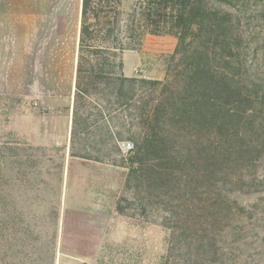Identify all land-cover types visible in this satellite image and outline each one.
I'll return each mask as SVG.
<instances>
[{
	"label": "trees",
	"instance_id": "16d2710c",
	"mask_svg": "<svg viewBox=\"0 0 264 264\" xmlns=\"http://www.w3.org/2000/svg\"><path fill=\"white\" fill-rule=\"evenodd\" d=\"M145 50L162 80L124 75ZM60 151L0 141V264H57ZM68 151L126 169L114 211L169 230L163 264H222L264 225V0H81Z\"/></svg>",
	"mask_w": 264,
	"mask_h": 264
},
{
	"label": "rangeland",
	"instance_id": "374dc122",
	"mask_svg": "<svg viewBox=\"0 0 264 264\" xmlns=\"http://www.w3.org/2000/svg\"><path fill=\"white\" fill-rule=\"evenodd\" d=\"M133 2L121 0L124 7ZM80 7L81 0H0V59L4 60L8 49L5 65L0 66V141L58 147L64 154L57 264H163L169 230L114 211L126 169L68 156L75 76L72 60ZM33 45L38 48L36 56L24 52ZM51 49L60 56L61 81L54 86L41 81L50 70L45 65ZM160 57L146 50L124 52L123 73L162 80ZM53 90L55 105L49 107L42 95ZM80 112L85 116L95 110L83 107ZM104 123L113 130L119 128L117 122ZM88 124L95 126L92 119ZM124 141L132 142H119ZM118 149L126 154L119 145ZM255 198L244 200L250 205ZM252 211L248 208L243 238L227 234L224 239L222 264H264V225L254 224Z\"/></svg>",
	"mask_w": 264,
	"mask_h": 264
},
{
	"label": "crops",
	"instance_id": "0c3cea01",
	"mask_svg": "<svg viewBox=\"0 0 264 264\" xmlns=\"http://www.w3.org/2000/svg\"><path fill=\"white\" fill-rule=\"evenodd\" d=\"M78 41V35H76V38H75V44H77L76 42ZM37 46H32V48H30V50H24V52L26 54L29 53V51H32V53L34 54V56L37 55ZM42 50L45 51L44 47L42 48ZM5 56H7V53H8V49L5 50ZM47 52L49 54H46L49 61L46 63L45 67L46 68H50V70L43 75L44 79L41 80L42 82L44 83H51L53 84L52 86H54V84H58L61 80H60V74L58 72L59 70V66H60V56L59 54L56 53V49H51V50H47ZM44 53V52H43ZM4 56V60L3 59H0V66H3L5 65V63H3V61L6 60V57ZM76 56H77V45L74 46V50H73V60H72V66L74 68V72H75V64H76ZM57 72H56V71ZM123 70L125 72V64L123 66ZM2 74V73H1ZM75 74V73H74ZM126 75V74H124ZM74 79H75V76H74ZM73 88H74V83H73ZM54 93V90L51 91V94H47V95H42V98H44L46 100V104L49 105H52V107H54L55 105V102H54V99L56 98L55 95L53 94ZM73 93V92H72Z\"/></svg>",
	"mask_w": 264,
	"mask_h": 264
},
{
	"label": "built area",
	"instance_id": "2783aa9c",
	"mask_svg": "<svg viewBox=\"0 0 264 264\" xmlns=\"http://www.w3.org/2000/svg\"><path fill=\"white\" fill-rule=\"evenodd\" d=\"M136 73L139 72V70L135 69L134 70ZM119 145V148L124 152V153H127V152H130L134 149V144L132 142H128V141H124V142H119L118 143Z\"/></svg>",
	"mask_w": 264,
	"mask_h": 264
}]
</instances>
